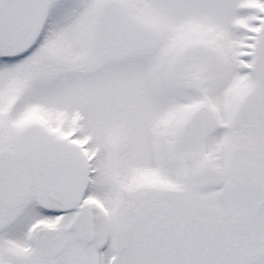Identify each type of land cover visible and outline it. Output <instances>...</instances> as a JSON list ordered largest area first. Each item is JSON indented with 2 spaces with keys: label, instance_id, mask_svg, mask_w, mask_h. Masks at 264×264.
<instances>
[{
  "label": "snow or ice",
  "instance_id": "snow-or-ice-1",
  "mask_svg": "<svg viewBox=\"0 0 264 264\" xmlns=\"http://www.w3.org/2000/svg\"><path fill=\"white\" fill-rule=\"evenodd\" d=\"M0 264H264V0H0Z\"/></svg>",
  "mask_w": 264,
  "mask_h": 264
}]
</instances>
